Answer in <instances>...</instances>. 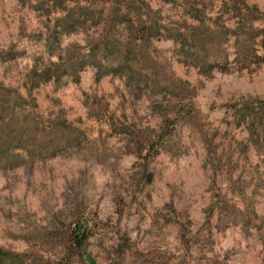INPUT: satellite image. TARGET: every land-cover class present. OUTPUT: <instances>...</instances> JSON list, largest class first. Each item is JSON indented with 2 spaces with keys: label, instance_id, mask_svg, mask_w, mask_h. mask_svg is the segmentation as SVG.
<instances>
[{
  "label": "rangeland",
  "instance_id": "1",
  "mask_svg": "<svg viewBox=\"0 0 264 264\" xmlns=\"http://www.w3.org/2000/svg\"><path fill=\"white\" fill-rule=\"evenodd\" d=\"M0 264H264V0H0Z\"/></svg>",
  "mask_w": 264,
  "mask_h": 264
},
{
  "label": "trees",
  "instance_id": "2",
  "mask_svg": "<svg viewBox=\"0 0 264 264\" xmlns=\"http://www.w3.org/2000/svg\"><path fill=\"white\" fill-rule=\"evenodd\" d=\"M80 241H81V240H78V241H76V243L78 242V245H79V244L81 243Z\"/></svg>",
  "mask_w": 264,
  "mask_h": 264
}]
</instances>
